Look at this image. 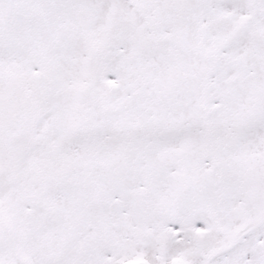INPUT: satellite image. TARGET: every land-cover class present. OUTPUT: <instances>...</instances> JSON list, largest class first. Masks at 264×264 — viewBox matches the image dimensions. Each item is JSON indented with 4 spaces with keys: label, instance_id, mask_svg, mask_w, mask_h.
<instances>
[{
    "label": "snow or ice",
    "instance_id": "6c2138e0",
    "mask_svg": "<svg viewBox=\"0 0 264 264\" xmlns=\"http://www.w3.org/2000/svg\"><path fill=\"white\" fill-rule=\"evenodd\" d=\"M0 264H264V0H0Z\"/></svg>",
    "mask_w": 264,
    "mask_h": 264
}]
</instances>
